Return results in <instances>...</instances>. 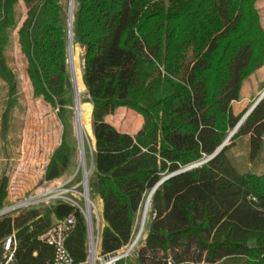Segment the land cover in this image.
Segmentation results:
<instances>
[{"label":"trees","instance_id":"trees-1","mask_svg":"<svg viewBox=\"0 0 264 264\" xmlns=\"http://www.w3.org/2000/svg\"><path fill=\"white\" fill-rule=\"evenodd\" d=\"M25 9L21 18L20 5ZM73 42L82 49V81L91 103L94 169L87 181L101 201L100 251L133 237L142 204L166 174L212 154L244 114L232 103L264 66V28L256 0H74ZM13 31L26 60L32 94L59 115L68 99L67 10L61 0H0V80L7 88L1 130L15 103L17 80L6 50ZM142 117L129 134L106 117L118 108ZM247 137L249 163L264 144V96L227 145L210 160L166 179L150 199L138 264H264V172L239 169L228 150ZM63 132L44 169L46 181L68 169ZM0 179V209L7 200ZM73 213L66 239L74 262L86 256V224L57 200L0 216L3 241L14 233L19 264H48L53 248L38 236Z\"/></svg>","mask_w":264,"mask_h":264},{"label":"rangeland","instance_id":"rangeland-1","mask_svg":"<svg viewBox=\"0 0 264 264\" xmlns=\"http://www.w3.org/2000/svg\"><path fill=\"white\" fill-rule=\"evenodd\" d=\"M61 2L65 9L68 10L69 0H61ZM256 7L259 11L264 28V0H256ZM20 11L21 18H23L25 9L22 4L20 5ZM73 48L77 54V63L81 72L82 80L83 51L80 46L74 42ZM6 54L8 64L16 75L17 92L15 96V103L7 115L6 130L3 132L1 130V117L6 107L7 88L4 82L0 80V179L3 177L8 181L7 200L3 208L17 205L24 202L26 199H29L30 203L20 207H15V209H11L3 214L14 215L18 210L28 207H42L44 205H48L47 203L57 200H65L66 198L75 199L84 207L85 200L82 194H80L83 193V187H76L82 181L84 173L82 172V165L80 164L78 158V142L72 123L73 110L70 108L74 103V93L71 85L69 47L67 53L68 77L66 80L65 90L70 102L64 106L65 110L61 116L59 115L58 107H53L41 98L33 96L32 87L25 71L26 60L20 52L17 43L16 31H13L11 35V40L8 44ZM255 73L251 74L254 76L250 75L247 83L251 80L255 82ZM256 76H259V78L263 80L256 84L257 89H253V92L250 91L252 88L249 84V89L247 88L246 92L250 94L251 97L255 96L254 94L257 90L261 93L264 89V66L258 69ZM87 98L88 95L85 87L83 93L81 94V101L82 103L90 106V129H92V106L91 103L85 102ZM254 101H252V103ZM251 105L252 104L247 101L243 103L234 102L233 109L235 112H243ZM106 121L112 124L119 131L134 134L142 124V117L133 110L120 107L113 114L107 116ZM63 132L68 144L71 147L68 169L59 178L46 181L43 179L45 166L53 150L59 145ZM88 142L89 144H87ZM246 147H248L247 142H245L243 137H240L227 153L232 162L241 170L247 168L252 169L254 166V163L249 164L247 154L245 152ZM94 149V141H92L89 136L85 137L84 150L87 181L94 169ZM255 170L257 172H262L264 170V166ZM146 198L147 196L144 199L139 213L137 227L139 226V222L140 224L142 223V212ZM89 199L94 204L95 211H97L101 218L99 198L89 194ZM149 210L150 203L144 219L145 221L143 223V233L150 221Z\"/></svg>","mask_w":264,"mask_h":264},{"label":"built area","instance_id":"built-area-1","mask_svg":"<svg viewBox=\"0 0 264 264\" xmlns=\"http://www.w3.org/2000/svg\"><path fill=\"white\" fill-rule=\"evenodd\" d=\"M64 201L71 203L83 214L86 224V256L82 262L76 263L66 247V239L75 224V216L71 213L63 218L55 219L38 236V239L41 242H44L53 248L52 258L48 264H138L136 258L145 241L143 238V226L140 222L133 237L127 244L111 253L103 254L101 253L99 246L102 219L97 211H95L94 204L91 202L90 207H88L87 202L85 201V206L83 207V205L75 199L66 198ZM28 203H30V201L29 199H26L24 202L13 206L20 207L22 205H27ZM47 204L49 205L50 203ZM2 244L3 249L0 255V264H19L14 259L16 245L14 233H11ZM166 264H173L170 257H167Z\"/></svg>","mask_w":264,"mask_h":264},{"label":"bare ground","instance_id":"bare-ground-1","mask_svg":"<svg viewBox=\"0 0 264 264\" xmlns=\"http://www.w3.org/2000/svg\"><path fill=\"white\" fill-rule=\"evenodd\" d=\"M70 22L72 20V14H73V8H74V0H70ZM71 26V23H70ZM71 28V27H70ZM68 42H69V65H70V73H71V85H72V90L74 93V103L73 105L70 107L73 110V127H74V131L77 137V142H78V158H79V162L82 165V172L83 174V179L80 182V184H78L76 187L79 186H85L86 182H87V172H86V168H85V150H84V142H85V137L89 136L92 141V129H90V106L87 104L82 103L81 101V94L83 93L85 87L82 83L81 80V72L80 69L78 67V63H77V54L73 48V32L72 29H70L69 31V37H68ZM79 59V58H78ZM91 141V140H89ZM89 144V142L87 143ZM92 148V147H91ZM80 168V167H79ZM88 185V183H87ZM75 190V189H72ZM150 192V191H149ZM147 198L145 200V205L143 208V212H142V226L144 223V219L145 216L147 214L148 211V207H149V203H150V199H149V193L146 195ZM91 205V201L90 199L87 201V206L90 207ZM13 209V207L11 208H7L5 212L9 211Z\"/></svg>","mask_w":264,"mask_h":264},{"label":"water","instance_id":"water-1","mask_svg":"<svg viewBox=\"0 0 264 264\" xmlns=\"http://www.w3.org/2000/svg\"><path fill=\"white\" fill-rule=\"evenodd\" d=\"M69 4H70V0H69ZM70 5L68 6V10H67V53H68V47H69V43H68V37H69V31L70 29H72V23H73V14H72V20L70 22ZM70 23H71V26H70ZM71 27V28H70ZM264 96V89L263 91L260 93V95L256 98V100L252 103V105L244 112V114L241 116V118L238 120L237 124L235 125V127L229 132V134L227 135V137L224 139V141L221 143V145L212 153L210 154L209 156L207 157H204L198 161H195L194 163H191L189 165H186L176 171H173L171 173H168L166 175H164L150 190L149 192V199L151 198L153 192L166 180L168 179L169 177L173 176V175H176V174H179L181 172H184L186 170H189L191 168H194L208 160H210L211 158H213L216 154H218L225 145H227L229 139L233 136V134L237 131V129L239 128V126L243 123V121L246 119V117L248 116V114L251 112V110L255 107V105L263 98ZM82 194L84 196V199L85 201L87 202L89 200V193H88V185H87V182H86V185L83 186V189H82ZM13 207V209H15V207L17 206H11ZM11 207H8V208H11ZM7 208H2L0 209V215L3 214V213H6Z\"/></svg>","mask_w":264,"mask_h":264},{"label":"crops","instance_id":"crops-1","mask_svg":"<svg viewBox=\"0 0 264 264\" xmlns=\"http://www.w3.org/2000/svg\"><path fill=\"white\" fill-rule=\"evenodd\" d=\"M257 72H258V70L255 73V77H254L255 82H253L251 80V81H249V83H247V81L250 78V76L243 82V85H242V88H241V93H240V99L238 101H235V103H238V102H242L243 103V102L247 101V102H250L252 104V101H254L257 98V96L260 94V92L258 90L257 91L255 90L256 91L255 94H254L255 96L251 97V95L246 92L247 88L249 89V84H250V87L252 88V89H250V91L253 92L254 91L253 89H257V87H256L257 85L256 84L261 82V80H263V79L259 78V76H256ZM251 76H254V75H251ZM233 103H232V109H233ZM233 112L235 114L239 113V112H235L234 109H233ZM243 138H244L245 142H247V137L244 136ZM245 152H246V154L248 153V147L245 148ZM256 162H257V164H256ZM256 162H254L253 168L258 170L259 168L264 166V144H263V150H262L261 157ZM262 172H264V170ZM99 210H100V214H101V211H102L101 201H100V209ZM147 231H148V226L145 229V232H144V235H143L144 239L147 236Z\"/></svg>","mask_w":264,"mask_h":264}]
</instances>
